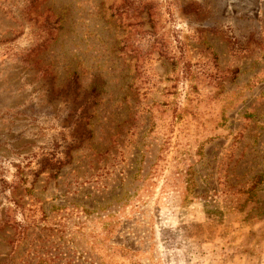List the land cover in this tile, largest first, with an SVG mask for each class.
Returning a JSON list of instances; mask_svg holds the SVG:
<instances>
[{
	"label": "rangeland",
	"instance_id": "374dc122",
	"mask_svg": "<svg viewBox=\"0 0 264 264\" xmlns=\"http://www.w3.org/2000/svg\"><path fill=\"white\" fill-rule=\"evenodd\" d=\"M0 264H264V0H0Z\"/></svg>",
	"mask_w": 264,
	"mask_h": 264
}]
</instances>
